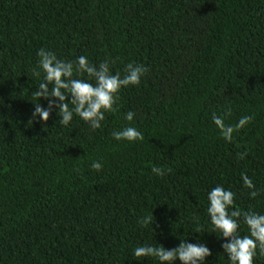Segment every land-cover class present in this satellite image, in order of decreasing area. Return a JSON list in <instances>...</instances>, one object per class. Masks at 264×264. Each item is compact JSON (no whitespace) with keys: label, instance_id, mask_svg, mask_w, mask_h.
I'll return each instance as SVG.
<instances>
[{"label":"trees","instance_id":"1","mask_svg":"<svg viewBox=\"0 0 264 264\" xmlns=\"http://www.w3.org/2000/svg\"><path fill=\"white\" fill-rule=\"evenodd\" d=\"M41 48L148 71L100 129L75 114L63 126L56 110L44 122L33 118L35 103L48 106L34 96ZM227 108V124L254 117L232 142L212 121ZM128 126L144 140L113 138ZM217 185L236 209L264 214V0H0V264H160L134 249L181 240L211 250L204 264H231L207 214ZM151 213L153 228L141 227Z\"/></svg>","mask_w":264,"mask_h":264},{"label":"clouds","instance_id":"2","mask_svg":"<svg viewBox=\"0 0 264 264\" xmlns=\"http://www.w3.org/2000/svg\"><path fill=\"white\" fill-rule=\"evenodd\" d=\"M38 67L32 69L35 77L43 73V81L39 83L34 96L48 100V106L43 107L40 102L35 103L33 118L47 122L51 113L56 110L60 117L59 122L67 126L73 119L74 114L85 121L95 131L102 127L105 113L116 112L119 108V93L122 88L129 85H139L141 78L148 69L143 64L129 62L120 71L113 72L112 66L116 59L107 57L99 65L89 62L86 56H79L76 61H65L57 57L51 51L41 48L37 53ZM74 72L80 75L87 74L88 79L74 77ZM51 85V87H49ZM55 98V99H53ZM71 105V107L69 106ZM231 108L225 109L224 113H213L212 121L219 129L221 137L227 142H232L234 133L243 129L254 119L251 115H244L235 124H227L225 120L231 116ZM134 113H126V119L132 121ZM112 136L116 140L135 142L143 141L144 134L137 128L128 126L113 131ZM247 152L237 153L239 159H243ZM102 163L93 161L91 168L100 171ZM152 172L163 177L171 173L172 169L165 170L163 167H152ZM243 185L248 188L249 196L255 199L259 192L252 179L242 173ZM235 193L225 189L223 185H217L208 193L209 206L207 214L213 225L214 231L218 230L221 237L226 238L222 244L224 253L227 254L231 264H254L257 254L264 256V214L252 210L242 211L234 207ZM232 209L229 211V209ZM247 225L248 234L241 236L238 233L240 218ZM141 227L153 225V213L147 214L138 220ZM136 257H152L160 264H175L177 260L181 264H204L206 257L210 256L211 250L203 243L195 244L187 240L174 248L167 249L162 244L137 246L133 252Z\"/></svg>","mask_w":264,"mask_h":264}]
</instances>
